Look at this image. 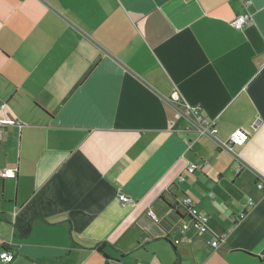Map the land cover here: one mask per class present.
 Listing matches in <instances>:
<instances>
[{"label": "crops", "instance_id": "1", "mask_svg": "<svg viewBox=\"0 0 264 264\" xmlns=\"http://www.w3.org/2000/svg\"><path fill=\"white\" fill-rule=\"evenodd\" d=\"M190 105L250 139L182 134ZM6 168L9 264H264V0H0Z\"/></svg>", "mask_w": 264, "mask_h": 264}, {"label": "built area", "instance_id": "2", "mask_svg": "<svg viewBox=\"0 0 264 264\" xmlns=\"http://www.w3.org/2000/svg\"><path fill=\"white\" fill-rule=\"evenodd\" d=\"M249 2V1H248ZM251 20V14L249 12H244L241 14H238L235 19L232 22V25L238 29L241 30L244 28V26ZM181 116L186 118L189 122V126L181 131L182 134H188L191 136H194L196 138L198 137H211L213 139L218 140V126H217V120L205 117L202 114V108L200 105H190L187 106L184 110L181 112ZM250 132L244 128H238L235 131H233L230 134L228 143L224 144L223 142L218 140L219 146H225L228 148V151H232L234 146H243L249 139H250ZM242 166H240L241 168ZM198 168V164L191 163L187 167V171L190 173H194ZM0 175L4 178H16L17 177V171L15 168H6L0 171ZM183 179V176L180 177ZM258 187L264 189V179L258 180L257 182ZM120 200L123 203H135V200L128 196L125 193H121L119 195ZM183 206L186 208L187 214L194 220L195 226L198 228L199 233H210V230L207 225V216L200 213L197 209L194 199L187 195L185 196L183 200ZM255 204V201L253 198L248 199L247 206L252 207ZM247 214L246 210H243L239 213L238 216L232 217L231 219L233 222H237L239 220H242ZM148 217L154 222L159 223L160 218L156 211L152 208H149L147 210ZM222 238H219L217 236L211 237L207 242L211 247H217ZM175 244L180 243L179 239H176L174 241ZM15 254L12 250H10L8 247L3 248L0 252V259L4 264H9L14 261Z\"/></svg>", "mask_w": 264, "mask_h": 264}, {"label": "trees", "instance_id": "3", "mask_svg": "<svg viewBox=\"0 0 264 264\" xmlns=\"http://www.w3.org/2000/svg\"><path fill=\"white\" fill-rule=\"evenodd\" d=\"M173 99H174L175 101H180V97L178 96L177 93H175V94L173 95ZM98 251H99V252H100L105 258H109L108 255L104 252V245H100V246L98 247Z\"/></svg>", "mask_w": 264, "mask_h": 264}]
</instances>
